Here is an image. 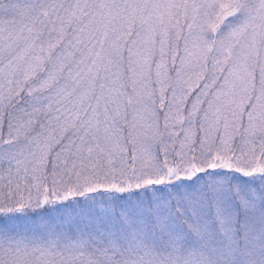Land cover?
<instances>
[{
    "label": "snow or ice",
    "instance_id": "1",
    "mask_svg": "<svg viewBox=\"0 0 264 264\" xmlns=\"http://www.w3.org/2000/svg\"><path fill=\"white\" fill-rule=\"evenodd\" d=\"M0 264H264V0H0Z\"/></svg>",
    "mask_w": 264,
    "mask_h": 264
}]
</instances>
